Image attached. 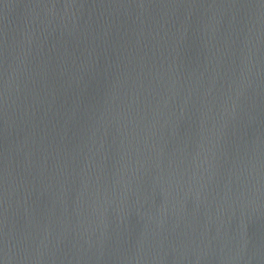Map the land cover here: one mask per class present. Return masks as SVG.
<instances>
[{
    "label": "water",
    "instance_id": "obj_1",
    "mask_svg": "<svg viewBox=\"0 0 264 264\" xmlns=\"http://www.w3.org/2000/svg\"><path fill=\"white\" fill-rule=\"evenodd\" d=\"M0 264H264V0H0Z\"/></svg>",
    "mask_w": 264,
    "mask_h": 264
}]
</instances>
